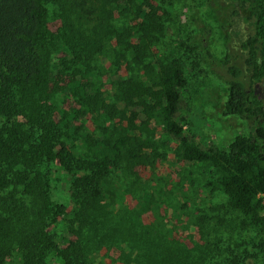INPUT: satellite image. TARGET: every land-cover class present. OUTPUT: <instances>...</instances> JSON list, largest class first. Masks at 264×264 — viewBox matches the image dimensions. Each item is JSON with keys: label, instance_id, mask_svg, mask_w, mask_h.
<instances>
[{"label": "trees", "instance_id": "obj_1", "mask_svg": "<svg viewBox=\"0 0 264 264\" xmlns=\"http://www.w3.org/2000/svg\"><path fill=\"white\" fill-rule=\"evenodd\" d=\"M207 3L226 42L223 114L249 124L219 151L200 147L178 120L187 78L179 58L153 55L166 19L152 0H0V264L52 255L92 264L107 243L131 259L125 198L139 167L167 156L156 126L175 139V157L213 168L243 227L264 233V98H253L264 81V0ZM56 169L71 176L70 207L54 198ZM61 220L68 236L57 240ZM140 235L147 264H185L175 239Z\"/></svg>", "mask_w": 264, "mask_h": 264}, {"label": "rangeland", "instance_id": "obj_2", "mask_svg": "<svg viewBox=\"0 0 264 264\" xmlns=\"http://www.w3.org/2000/svg\"><path fill=\"white\" fill-rule=\"evenodd\" d=\"M152 2L161 7L166 19L165 34L153 55L161 60L179 58L187 78L181 89L178 120L200 147L226 150L237 135L249 130V124L240 116L223 114L228 91L220 61L226 42L217 13L209 9L207 0ZM261 83L263 86L262 81L255 84V100L263 98ZM127 86L132 87L133 94L137 92L133 85ZM156 129L161 143L165 142L167 156L153 168L140 166V181H132V192L125 198V213L132 217V258L127 257L123 245L107 243L96 250L92 264H147L135 245L140 233L148 228L158 233V242H169L164 239L167 236L175 239L172 244L178 245V256L185 264H264V233L243 227V214L228 205L213 168L175 157V139L161 127ZM53 178L54 198L70 207L71 176L56 169ZM258 199L264 206V195ZM51 231L57 240L68 236L62 220ZM149 241L152 246L157 242ZM59 261L52 255L46 264Z\"/></svg>", "mask_w": 264, "mask_h": 264}, {"label": "water", "instance_id": "obj_3", "mask_svg": "<svg viewBox=\"0 0 264 264\" xmlns=\"http://www.w3.org/2000/svg\"><path fill=\"white\" fill-rule=\"evenodd\" d=\"M263 84H264V81H263ZM256 92V88L254 89V93ZM264 98V95L262 96Z\"/></svg>", "mask_w": 264, "mask_h": 264}, {"label": "flooded vegetation", "instance_id": "obj_4", "mask_svg": "<svg viewBox=\"0 0 264 264\" xmlns=\"http://www.w3.org/2000/svg\"><path fill=\"white\" fill-rule=\"evenodd\" d=\"M261 86H262V83H261ZM262 90H264V85L261 87Z\"/></svg>", "mask_w": 264, "mask_h": 264}]
</instances>
